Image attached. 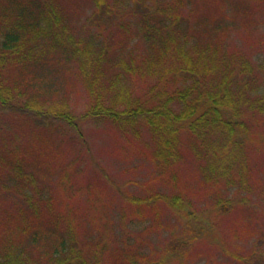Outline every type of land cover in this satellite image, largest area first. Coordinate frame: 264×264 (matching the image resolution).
Wrapping results in <instances>:
<instances>
[{
    "label": "trees",
    "instance_id": "obj_1",
    "mask_svg": "<svg viewBox=\"0 0 264 264\" xmlns=\"http://www.w3.org/2000/svg\"><path fill=\"white\" fill-rule=\"evenodd\" d=\"M261 4L233 0L229 14L226 0H0V264H161L135 242L81 240L71 205L45 194L44 148L61 126L82 134L85 119L148 133L170 183L191 156L206 184L226 190L216 209L249 205L264 147V40L250 32ZM61 70L84 87L81 115L52 85ZM148 195L135 212L158 199L195 219L179 191Z\"/></svg>",
    "mask_w": 264,
    "mask_h": 264
},
{
    "label": "rangeland",
    "instance_id": "obj_2",
    "mask_svg": "<svg viewBox=\"0 0 264 264\" xmlns=\"http://www.w3.org/2000/svg\"><path fill=\"white\" fill-rule=\"evenodd\" d=\"M232 1L226 0L229 14ZM260 1L261 7L251 11L256 20L250 31L253 42L264 40V0ZM232 33L241 45L244 29L237 27ZM55 74L52 85L68 95L72 112L77 116L84 113L87 96L83 85L74 83L63 70ZM80 125L82 134L59 127L52 145L44 148L47 155L38 170L47 186L45 194L55 196L57 207L71 205L73 227L81 240L102 239L110 246L125 240L135 242L161 264H264L263 146L254 153L252 191L244 193L250 204L225 212L214 207V197L226 190L217 192L206 184L195 172L191 156L182 162L177 180L170 183L152 158L154 145L148 133L127 138L102 119H85ZM173 191H179L193 206L195 219L181 217L158 199L142 205L140 214L134 211V199ZM103 223H108L109 230H103Z\"/></svg>",
    "mask_w": 264,
    "mask_h": 264
}]
</instances>
